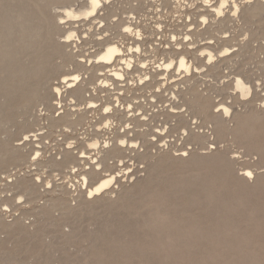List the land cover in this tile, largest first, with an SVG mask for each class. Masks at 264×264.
I'll list each match as a JSON object with an SVG mask.
<instances>
[{
  "label": "bare ground",
  "instance_id": "obj_1",
  "mask_svg": "<svg viewBox=\"0 0 264 264\" xmlns=\"http://www.w3.org/2000/svg\"><path fill=\"white\" fill-rule=\"evenodd\" d=\"M80 1L0 0V212L46 197L34 213L49 228L39 233L0 216V231L28 241L0 250V264H20L12 260L20 251L35 264H104L92 254L111 227L121 256L149 264H264V210L248 199L264 186L263 172L246 161L236 173L226 152L185 147L152 161L153 149L173 142L207 149L232 141L264 164V64L251 67L264 56V0H100V8ZM82 19L86 34L75 23ZM37 103L40 115L18 123ZM16 124L38 129L14 144ZM28 163L49 169L50 179L13 174ZM138 163L149 171L140 193L120 191L104 202L112 215L82 223L77 213L103 203ZM168 163L185 171L165 174ZM258 176L247 187L253 193L236 191ZM83 242L90 246L71 256ZM35 243L42 250L32 253Z\"/></svg>",
  "mask_w": 264,
  "mask_h": 264
},
{
  "label": "rangeland",
  "instance_id": "obj_2",
  "mask_svg": "<svg viewBox=\"0 0 264 264\" xmlns=\"http://www.w3.org/2000/svg\"><path fill=\"white\" fill-rule=\"evenodd\" d=\"M80 2H82V0ZM88 22H89V19H84V20L82 19V20L77 21L75 23L76 24H80V26H81V25H83L85 23H88ZM80 29H81L80 31L81 32L83 31L84 34L87 33L85 31L87 29V27L81 26ZM263 58H264V56L262 55V56H260L259 58L256 59V61H255L254 64H251L252 65L251 67L252 68L254 67V70L255 71L257 70L258 67H260V66H262L264 64V63H260V61ZM260 78H261V82H263L264 81L263 74L261 75ZM263 88L264 87H262L259 91H261ZM261 95L264 97V90L261 92ZM19 101H20L19 99L16 100V104L15 105H18V102ZM256 103H257V105H259L260 104V101H258ZM35 106L36 107L33 109L32 113H31L32 114L31 115L32 117L27 116V117H24L23 118V117L17 116V122L18 123H22V122H24L26 120H29V122H32V120L34 119L33 116L36 117V115H37V117H38L40 115V113L42 112V110L45 108V106L44 105H40V103H37ZM9 126H8L9 129L11 128V131L10 132H12L13 135H14V140H15V143L14 144L24 142L22 139H24V136L26 134L23 133V132H26V131L31 130L33 128L34 129H38V126H35V127H32L30 129H26V130L23 131L19 127L18 124H16V125H9ZM0 132H1L0 133V138L1 139H4L6 137V134H4L5 131L2 130ZM176 143L177 142L171 143V145L168 148L165 147V148H162V149H159V150L153 149L154 155H156L157 157H154L152 161L155 162L157 160V158L161 157L162 153L164 155L165 152L168 153V154L169 153H173V155H176V154H178V152L176 153L175 151H176L177 148L179 149L180 147L181 148L182 147L190 148V150H192V151H190V150H188V151L191 152V154L195 152L197 154L198 153L204 154V155L207 154L208 156L209 155H211V156L214 155V152L215 151H220V152H226L227 156L230 157V158L231 157L232 158H234V157L236 158V161H235L236 164L233 163V167H235L234 170H236L235 171L236 173H238V172L241 173L242 171L240 169H243L244 167H250L254 171L258 169L256 172L257 173L263 172V175H264V164H262V165L261 164H258V162H257L258 155L254 154V155H251V156H246L245 149L242 148V147H239V145L235 144L232 141H226L224 143H219V144L217 143V145H210V146L209 145L208 146L205 145V146H203L205 148L207 147V149L201 148V145H195V146L194 145H188V146L187 145L186 146L184 145L183 146V145L180 144L181 142H178L177 144ZM173 144H175L177 147L175 145H173ZM211 148H213V149H211ZM169 149L170 150L172 149V150L170 151ZM174 149H175V151H174ZM157 152L159 154H157ZM218 154H219V152L218 153L216 152L214 156H216ZM246 161H248V164H246L247 163ZM243 163H245L244 164V167H243ZM234 164H235V166H234ZM29 166H30V163L25 164V166L22 165L19 168H16L14 170L13 174L17 173V176L18 177H30V178H33L35 180L37 179V176L39 174V175H42V177L44 176L43 180H45V181L50 179V177H48V176H50V170L47 169L46 167H41L39 165L30 166V167ZM137 166L138 165H135V167L131 168V173H132L131 178L130 177L129 178L123 177L122 179H120L121 180L120 183L116 184L113 187V190L115 192L116 191H119V192H116L117 194L115 192L113 194H111V195L105 194L103 196V198H105V200L103 201V203L97 204V206L94 207L95 208L94 210H93L92 207H88L87 206V209H86L85 212L77 213L79 215L81 214L80 216L82 217V223H84V224H90V223H92V221L95 222V221L98 220V218H101V215L102 216L103 215L104 216L112 215L113 214V211H112L113 210V207H109L108 208V206L104 202H107L106 200L109 199V198H111V200H113V201L119 199V197H120V191L123 192L124 190H130V191H133L134 190V191H138L140 193L139 190L141 189L142 184H144V182H146L145 180L147 179V177L149 175V171L146 168L147 167V164L146 163L139 164V167H137ZM259 167L260 168L263 167V168L260 169ZM143 168H144V170H143ZM162 168H163V171H164L165 174H170V173H176V172L185 171L184 167L181 166L179 163H168V164H165ZM135 170H136V173H135ZM137 170H139V171H137ZM116 172H118V171H116ZM133 173L135 175H133ZM135 176H136V178H135ZM3 177L4 176H2V178ZM258 177H260V176H258ZM258 177L255 178V180H257L256 181L257 183H254L255 180H250L251 182L249 181V183H247L248 186L245 185V184H243V183H240V182H239V184L237 183L236 184V187H235L236 191L238 192L241 189L242 192L241 191H239V192L242 193V194H244V196H247L246 194L248 192H252L253 193V191L248 190L247 187L248 188H251V187H254L255 185L257 186V184L261 180V177H260V179ZM126 180H128V181H126ZM119 184H120V187H119ZM249 184L252 185V186H250ZM144 187H145V185H144ZM260 189H261V191H260ZM263 189H264V186L263 187H260L259 189H256L255 192L253 193L252 198H248L249 200H252V202H253V200H255L254 203H257L258 206H259V208L261 210H264V201H263L264 199L262 201H260L262 198H264V192H263L264 190ZM243 191H245V192L243 193ZM139 193H136V194H139ZM43 199L46 200V197L43 198ZM43 199H41L39 201L40 203H37V204H35V203H25L18 210L9 209L8 211H4L3 213L0 212V216L2 217L3 220H5L7 222H12L14 220V217L13 216H15L16 218L18 217L19 219L22 220V222H24V224L27 227V229H29L31 231H34V230H36L35 228H37L38 229L37 231H39V233H42L43 231L49 230V228H45V220L42 219V218L40 219V217L37 216L36 212L34 213V210L37 207V205L40 206V205L44 204L45 201ZM261 202H263V205H262ZM75 204H76L75 202H72V205L75 206ZM1 209L4 210L5 207L0 208V211H1ZM108 209H110L111 211L108 210ZM96 211H98V213ZM105 211H107V213ZM102 212H105V213L102 214ZM115 212H117V211H115ZM261 213H262V216H263L262 218L264 219V211L261 212ZM53 214H54L55 217H60L61 216V211H54ZM88 214H90V215L88 216ZM211 214H212V212L211 213L210 212H205V213L202 214V216L210 217ZM96 215H97V217H96ZM83 216H85V218ZM34 220H38V221H36L37 224H34L33 225V223H35ZM30 222H31V224H30ZM262 222H263V225L261 227H259V228H264V220H262ZM35 225H40V226H35ZM90 227L92 229V226H90ZM93 228H94V226H93ZM111 228L112 229L106 234L104 240L102 242H100L99 247L100 246L101 247L100 248L98 247L97 251H95V250L93 251L92 258L94 260L95 259H96V261L105 260L104 261L105 262L104 264H120V263H123V264H149V263H145L144 260L143 261H138V257H133V256H131V254H128V253H125V254H123L124 256H121L120 255L121 249H119L118 248V244L113 241V236H112V235H115L117 233V231L115 229L113 230V227H111ZM253 228L254 227H252V226H248L247 227V230L251 231ZM70 229H71V227L67 223H64L63 226H61V230H64L65 232H69ZM50 231L54 232L55 229L52 228V230H50ZM13 235L14 234L10 235L6 231L4 232V230L0 231V239H1L0 240L1 241L0 242V250L4 251V249H12L13 252H15L19 248H22L24 246V244L25 245L28 244V241L26 240V237H25L26 235L25 236H21V235H18V234H16L15 236H13ZM12 237H14V238H17L18 237L15 240V243L10 242V240H13ZM109 237H110V239H109ZM39 244L40 243H35V245H33L30 248V249H33V251H31L32 253L33 252H38L40 249L42 250V248H41L42 245L41 244L39 245ZM89 246H90V243L89 242L75 243V244L72 245V247L70 248L69 252H70L71 256H73V255H75L76 252L78 253L82 249L86 250L87 247H89ZM34 249H36L38 251H36ZM18 254H19V256H18L19 258L16 257V258H14L12 260H16V261L19 260L18 262L20 264H35L36 263L35 262V259L32 258V257H30L31 255H27L26 256V255H24V252L23 251L18 252ZM20 256H22V257H20ZM99 257H100V259H98ZM113 259H116L117 261H115Z\"/></svg>",
  "mask_w": 264,
  "mask_h": 264
},
{
  "label": "snow or ice",
  "instance_id": "obj_3",
  "mask_svg": "<svg viewBox=\"0 0 264 264\" xmlns=\"http://www.w3.org/2000/svg\"><path fill=\"white\" fill-rule=\"evenodd\" d=\"M93 6L95 8H100L102 5L100 4V0H92ZM90 15H95V12L89 13ZM125 31L127 32H132V29H125ZM72 37H69V39H71ZM110 52L114 51L113 49H109ZM137 51H139V49H137ZM103 59V57H102ZM181 65H183V61H181ZM131 67V65H129ZM168 67H171V65H168ZM81 77L79 76H74L73 79L74 80H79ZM121 79H123V77H121ZM141 83H143V81H141ZM57 91H59V89H57ZM105 111H110L109 109H105ZM225 111L227 112V109H225ZM121 143H126V141H121ZM93 147H96L97 145H92ZM69 147H71V145H69ZM37 155H39V153H37ZM185 155H187V153H185ZM247 175L249 177L252 176L251 172H248ZM107 185H105L106 187ZM49 187H51V185H49ZM102 189H97V191H101Z\"/></svg>",
  "mask_w": 264,
  "mask_h": 264
}]
</instances>
